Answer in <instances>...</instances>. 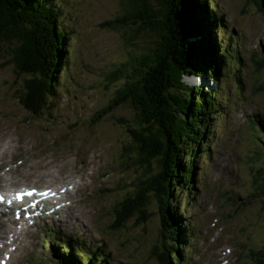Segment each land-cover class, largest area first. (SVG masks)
I'll list each match as a JSON object with an SVG mask.
<instances>
[{
	"label": "rangeland",
	"instance_id": "1",
	"mask_svg": "<svg viewBox=\"0 0 264 264\" xmlns=\"http://www.w3.org/2000/svg\"><path fill=\"white\" fill-rule=\"evenodd\" d=\"M122 8L121 0H60L69 55L58 73L57 97L39 116L29 115L18 103L21 77L15 76L6 53L0 51V147L10 145L22 152L15 150L9 167L15 169L29 159L32 164H47L50 172L56 170L49 164L58 165L64 177L71 176L59 182L29 178L15 183L38 189L73 185L72 197L67 192L65 197H71L69 209L78 220L36 222L21 249L24 242L20 244L18 231L11 227L17 221L0 219L1 225L7 223V229L16 232L14 243H18L4 251L0 245V260L11 253L10 248L13 251L2 264H58L63 250L65 258L72 255L83 264L86 257L81 254L91 256L97 247H102L99 254L110 264H159L163 208L159 211L152 202L148 212L153 215L145 223L137 225L128 217L115 228L119 205L132 194L140 168L132 162V154L129 159L122 156L130 142L123 121L132 123V110L124 105L106 113L103 109L120 84L112 81L113 72L157 41L137 25L119 27L115 21ZM209 10L213 21L221 24L215 37L219 48L227 50L228 71L225 79L219 77L216 100L211 99L215 112L196 151L192 180H180L182 197L178 194L170 204L178 222L189 225L184 257L176 264H264V194L259 188L261 176L256 178L261 166L258 140L264 138V129L256 127L264 124V2L210 0ZM205 80L183 78L187 85H211ZM3 159L0 154V169ZM16 184L6 187L17 189ZM64 215L69 220L66 211ZM2 238L0 242L5 235ZM66 240L73 246L69 251L63 247Z\"/></svg>",
	"mask_w": 264,
	"mask_h": 264
},
{
	"label": "trees",
	"instance_id": "2",
	"mask_svg": "<svg viewBox=\"0 0 264 264\" xmlns=\"http://www.w3.org/2000/svg\"><path fill=\"white\" fill-rule=\"evenodd\" d=\"M59 2L0 0V51L6 53L15 76L21 77L15 98L31 116H39L53 105L58 73L65 69L69 55V33L61 25ZM121 4L123 13L116 24L122 28L137 25L154 34L157 41L113 72L112 81L120 84L103 109L106 113L124 105L132 110V123L123 121L130 142L122 156L129 159L127 155L132 154V162L140 168L132 194L119 205L115 228L122 227L128 217L136 219L137 225L145 223L153 215L148 212L153 202L159 211L163 208L158 263L176 264L183 260L181 249L189 225L178 222L170 204L182 189L180 180H192L196 151L215 112L211 99L216 100L219 77L225 79L228 71L227 50L218 46L215 33L221 24L213 21L210 0H121ZM262 62L264 67V56ZM191 76L206 78L213 88L185 84L183 78ZM256 127L264 129V124ZM258 141L262 143L261 166L256 178L261 176L259 188L264 194V138ZM63 247L69 251L73 246L67 240ZM101 249L95 248L91 256L81 254L86 257L83 264H110L99 254ZM64 251L58 264H82L72 255L65 258ZM261 259L264 262L263 253Z\"/></svg>",
	"mask_w": 264,
	"mask_h": 264
},
{
	"label": "bare ground",
	"instance_id": "3",
	"mask_svg": "<svg viewBox=\"0 0 264 264\" xmlns=\"http://www.w3.org/2000/svg\"><path fill=\"white\" fill-rule=\"evenodd\" d=\"M15 150H18L19 153H22L20 149H15L14 147H12L10 145L7 148L2 147V146L0 147V154H3L4 155V159H3V162H2L3 168L0 169V189H3L6 186H15L14 185V184H16L15 182H17L19 179H29V178H33L36 181H42L43 179H48L50 182H53V181L54 182H59V181H61L63 179H70L71 178L70 175L64 177V174L62 172V169L63 168L61 169L58 165L49 164V165H51L52 168H54L56 170V172H50L51 171V168L48 167L47 164H42V163L32 164V163H30L31 160H29V159H27L25 161L24 165H19L18 166L19 168L16 167L15 169H12V168L9 167V165L13 162V158L15 156H12V155H14ZM23 168H25V170H23ZM32 169L35 170V171L32 172V173H30V170H32ZM39 169H41V170L38 171ZM20 171H23V173H21ZM52 171H53V169H52ZM19 184H18V186H19ZM19 187H21V186H19ZM44 188H46V187H44ZM55 188H56V194H55V197L51 200V203H45V205H43V207H42L43 214H46L48 212V208L49 207H54L55 205L56 206L57 205H62L63 202H69L70 201V198L72 197L71 190H69V189L66 188V190H63L62 191V189H64L65 186H61L60 185L59 187H55ZM66 192L71 196V197H69L68 200H66V197H65V193ZM60 194L64 195V198H62L60 196ZM70 204L71 203H69V205L66 206V207H64V206L62 207L61 206L62 207L61 208L62 209L61 210V213H57L54 210L51 211L49 218L51 219V221L54 224H56V223H66L67 224L70 221V219H72V218L76 219L75 214H72L71 213V210L69 209L71 207ZM54 208H56V207H54ZM65 211H66V214H67V217H68L69 220H66L65 219L66 218L65 215H64ZM11 212L12 211H6V210H5L4 213L3 212H0V219L6 218V219L11 220V216H14V214H15V213H13L11 215ZM18 213L19 214L21 213V209H18ZM28 213H33V216L35 214H39L36 211V209L30 210V211H28ZM57 215H58V217L62 216V220L61 219H58L57 220ZM59 220H61V221H59ZM12 221H17V222H15L16 223L15 225L18 226L19 229H16V228L12 227V230L15 229V231H18V234L17 235H18V239L20 238L19 239L20 244H22V240L24 242V246L21 245V246H23V248H21V249H24L26 239L27 238H30L31 235H33V232H32V230L30 228L32 226L29 224L28 221L22 219L20 216H18L15 219H12ZM7 226H8L7 223H3L2 225L0 224V238H2L3 235L6 236L5 241H2V243L0 242V245L3 247V251H4L5 248L8 249L9 247H14L15 248V245L18 244V243H14L17 240L16 232L7 229ZM65 226H67V225H65ZM182 226H184V225H182ZM26 230H28L29 233L26 234V235H23ZM75 232L77 233L78 230H76ZM182 246H183V244L181 243V247ZM182 248H184V246ZM10 249L8 250V252L11 251ZM0 254H2L1 251H0ZM7 255H4V256L8 257V260H9L13 256V251H11V253H8ZM16 255H18V254H16ZM4 256H3V258H4ZM180 262H181V259H179L178 263H180Z\"/></svg>",
	"mask_w": 264,
	"mask_h": 264
}]
</instances>
